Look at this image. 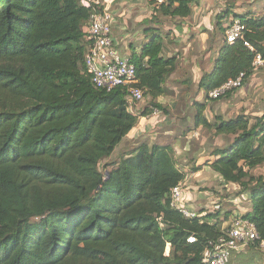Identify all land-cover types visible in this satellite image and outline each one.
I'll return each instance as SVG.
<instances>
[{
	"label": "trees",
	"instance_id": "trees-1",
	"mask_svg": "<svg viewBox=\"0 0 264 264\" xmlns=\"http://www.w3.org/2000/svg\"><path fill=\"white\" fill-rule=\"evenodd\" d=\"M189 3L178 2L173 14H190ZM90 15L80 0H0V264H205V249L236 214L189 218L172 206L171 190L186 173L170 145L142 142L104 162L139 115L127 87L92 83L85 63ZM240 18L244 38L224 42L201 79L207 95L241 73L245 85L256 56L264 58V13ZM128 56L136 85L154 100L146 115L162 107L155 100L167 94L177 60L164 55L160 36ZM194 106L196 125L226 142L207 165L249 195L250 209L239 215L264 238V175L253 173L264 165V115L211 123L205 105Z\"/></svg>",
	"mask_w": 264,
	"mask_h": 264
},
{
	"label": "crops",
	"instance_id": "crops-1",
	"mask_svg": "<svg viewBox=\"0 0 264 264\" xmlns=\"http://www.w3.org/2000/svg\"><path fill=\"white\" fill-rule=\"evenodd\" d=\"M178 5L167 3L162 7L155 6L150 0H116L112 5V10L117 16L113 24V35L122 55H128L131 51L139 53L144 44L155 36H160L163 38L164 55L168 58L175 57L177 60L176 69L168 75L164 83L167 94L155 100L166 106V111L154 108L152 112L139 116L138 123L115 152L118 150L123 153L122 155L128 156L142 142L170 145L174 148L177 160L183 156L190 162L192 169H189V164L184 167L188 168L190 173L189 177L186 174L185 180H190L192 176H198L199 172L211 169L207 163L210 164L214 160L213 151L226 143L223 136L215 135V129L210 130L195 123L196 102L205 105L203 114L209 122H214L217 116L226 118L219 111L220 107L223 108V102L209 98L205 91L200 90L201 79L215 67V61L225 42V25L228 19L233 16L263 14L264 0H194L188 4L190 14L187 16L173 14ZM262 81L264 67L261 71H255L246 83L247 88L250 86L255 88ZM135 104L130 109L137 113L139 104L137 106ZM178 109L179 114L176 112ZM261 167L264 165L254 169L253 173L259 175ZM214 173L215 176H219ZM184 185L183 182L182 186ZM189 193L191 192L189 191L188 195ZM246 194L242 195L245 199L249 196ZM190 197L195 198L193 195ZM185 203L191 210L195 207L203 209L191 200L187 199ZM236 207L234 208L236 215L250 209L249 204L244 208ZM201 211L203 212L201 215L207 213V210ZM242 250L245 253L246 251L259 253L258 257L264 258V253L253 245L242 246ZM238 262L235 263L239 264Z\"/></svg>",
	"mask_w": 264,
	"mask_h": 264
},
{
	"label": "built area",
	"instance_id": "built-area-1",
	"mask_svg": "<svg viewBox=\"0 0 264 264\" xmlns=\"http://www.w3.org/2000/svg\"><path fill=\"white\" fill-rule=\"evenodd\" d=\"M91 7L90 23L86 28V41L88 48L85 55L87 70L91 75L93 85L98 89L111 91L118 87L128 88V102L132 109L133 104L143 102L146 98L144 89L136 85V66L130 61L128 55H122L116 46L113 35L115 22L112 5L116 0H80ZM182 1L194 0H157L156 6ZM247 29L240 17H230L225 25V42L233 44L244 38ZM249 45L248 43H246ZM252 48V47H251ZM264 67V58L257 55L253 62L255 71ZM245 73L237 78L227 80L220 87L209 92V98L218 100L244 86ZM130 109V110H131ZM183 197L182 184L171 190V204L178 208L186 217L193 218L199 214L191 210L185 204H180ZM183 202V200H182ZM189 241H195L190 237ZM253 245L264 253V238L257 231L254 223L239 214L231 219L225 233L214 243H211L204 251L205 264H228L233 252L242 250V246ZM170 253V245H167L166 255Z\"/></svg>",
	"mask_w": 264,
	"mask_h": 264
},
{
	"label": "rangeland",
	"instance_id": "rangeland-1",
	"mask_svg": "<svg viewBox=\"0 0 264 264\" xmlns=\"http://www.w3.org/2000/svg\"><path fill=\"white\" fill-rule=\"evenodd\" d=\"M117 16H114V19H116ZM263 68V67H262ZM262 68L259 70L261 71ZM257 80V79H256ZM255 80V81H256ZM251 83L249 84V86ZM255 88L252 87L250 90V87L247 88V84L242 87V89L235 90L231 93H229L227 96L222 97L221 100L223 102V108H221L222 115L224 114L227 118H234L237 117L239 114L247 113V115H250L251 117L256 116H263L264 115V81L257 84ZM245 88L248 89V92H246ZM183 93V91H180ZM181 93V94H182ZM182 95H179L181 97ZM183 100V98H181ZM154 101V100H153ZM152 98L150 96L146 95V98L143 102L138 103L139 108L137 111V114L139 116H142L144 111L146 109H150L152 107ZM180 103V102H178ZM183 104V102L181 103ZM137 106V104H135ZM160 110L166 111V106L157 107ZM180 108V107H178ZM178 114L180 113L179 109L176 111ZM135 113V112H134ZM147 140V139H146ZM144 140V141H146ZM148 141V140H147ZM131 149V147L129 148ZM121 151H116L111 159H106L104 162L109 163L119 156H122ZM181 158H178L177 162L182 171L186 174H188L189 177V171L188 168L185 165H188L190 162L183 156H180ZM189 169H192L191 165L189 164ZM104 168L102 167V170ZM260 174H264V167H261L259 172ZM185 183L184 186H182L183 189V197L181 201H179L180 204H185L188 200H191L193 203H197L200 206L203 207V209H198L195 207L194 211L199 213L201 210H207V212H217L220 217H224L226 213H231L234 208L236 209L238 207H246L248 206V200L243 198L242 195H245L246 193H242L239 188L234 187L233 185L224 186L223 180L219 176H215V173L212 169H206L205 171H201L198 173V176H192L189 180H184ZM226 185V184H225ZM188 189V191L185 192V188ZM189 193L188 195V192ZM190 195H193L195 198H191ZM198 195V196H197ZM247 195V194H246ZM188 196V197H187ZM200 197V198H199ZM242 197V198H241ZM183 200V202H182ZM222 212V213H221ZM217 214V215H218ZM259 253H253L251 251L245 253L244 250H238L236 252H233L230 261L228 264H236L235 262L239 261V264H257L264 262V258L260 259L258 257Z\"/></svg>",
	"mask_w": 264,
	"mask_h": 264
}]
</instances>
